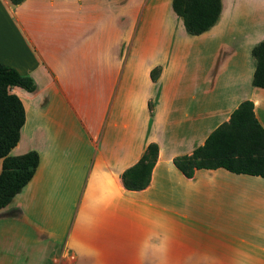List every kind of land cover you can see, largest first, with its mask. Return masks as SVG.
<instances>
[{
	"label": "crops",
	"instance_id": "1",
	"mask_svg": "<svg viewBox=\"0 0 264 264\" xmlns=\"http://www.w3.org/2000/svg\"><path fill=\"white\" fill-rule=\"evenodd\" d=\"M165 1L0 0V63L35 84L8 89L24 109L8 154H38L13 198L20 212L47 201L51 222L20 234L19 264H264V178L222 167L186 176L173 162L243 100L264 129L254 57L212 38L236 0H220L206 31L184 29L193 40H169ZM150 143L149 182L127 189L122 172Z\"/></svg>",
	"mask_w": 264,
	"mask_h": 264
},
{
	"label": "trees",
	"instance_id": "2",
	"mask_svg": "<svg viewBox=\"0 0 264 264\" xmlns=\"http://www.w3.org/2000/svg\"><path fill=\"white\" fill-rule=\"evenodd\" d=\"M18 4L22 0H9ZM174 12L181 17L184 29L200 34L210 28L220 14V0H172ZM255 59L252 85L264 88V39L251 49ZM18 86L25 91L35 87L31 76L21 74L16 68L0 63V209L5 207L31 179L38 164L36 151L9 155L18 142L24 124V109L20 99L8 91ZM157 145H147L140 159L122 172L127 189L145 187L156 161ZM178 169L191 176L195 169L222 167L233 173L257 175L264 178V129L253 111V102L241 101L227 121L218 125L191 154L173 160Z\"/></svg>",
	"mask_w": 264,
	"mask_h": 264
},
{
	"label": "rangeland",
	"instance_id": "3",
	"mask_svg": "<svg viewBox=\"0 0 264 264\" xmlns=\"http://www.w3.org/2000/svg\"><path fill=\"white\" fill-rule=\"evenodd\" d=\"M232 5L233 9H230L231 12L225 15L222 23L212 34V38L218 42L219 40H235L232 46L234 52L242 58L247 56L252 59L248 48L264 39V0H236ZM170 6L171 4L166 0L163 5L165 9L162 19L165 32L170 37L169 40H193L191 36L186 35L182 22L174 19ZM51 189L56 195L62 192L61 188L51 187ZM42 193H46L49 197L50 191L46 189ZM53 196L52 193L51 197ZM15 202L16 199L12 198L5 207L0 209V256H5L6 261V263H2L0 258V264H19L21 259L19 247L27 244L26 239L20 234L25 235L26 232V236H28L32 232L33 224L38 221H43L47 227L51 223L47 201L46 205H35L26 201L24 205L20 206L21 212L26 213V222L23 220V215L21 217L16 215L21 212L16 208ZM34 214H37L39 218L30 222Z\"/></svg>",
	"mask_w": 264,
	"mask_h": 264
}]
</instances>
